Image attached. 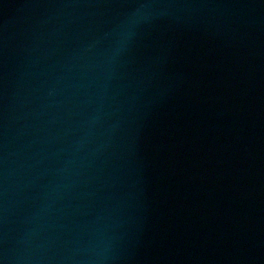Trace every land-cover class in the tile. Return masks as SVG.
<instances>
[{"label": "water", "instance_id": "1", "mask_svg": "<svg viewBox=\"0 0 264 264\" xmlns=\"http://www.w3.org/2000/svg\"><path fill=\"white\" fill-rule=\"evenodd\" d=\"M263 41L264 0H0V264H94Z\"/></svg>", "mask_w": 264, "mask_h": 264}]
</instances>
